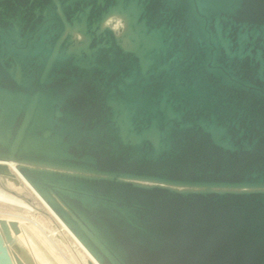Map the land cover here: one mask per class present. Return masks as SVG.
<instances>
[{
	"label": "water",
	"instance_id": "water-1",
	"mask_svg": "<svg viewBox=\"0 0 264 264\" xmlns=\"http://www.w3.org/2000/svg\"><path fill=\"white\" fill-rule=\"evenodd\" d=\"M8 159L89 264H264V0H0Z\"/></svg>",
	"mask_w": 264,
	"mask_h": 264
},
{
	"label": "rangeland",
	"instance_id": "rangeland-1",
	"mask_svg": "<svg viewBox=\"0 0 264 264\" xmlns=\"http://www.w3.org/2000/svg\"><path fill=\"white\" fill-rule=\"evenodd\" d=\"M106 24L117 33H121L124 29V22L118 17L109 18ZM8 167L10 170H14L17 180L0 175V218L18 220L31 234H40L38 223H43L45 232H49V234L54 232L55 224H58L61 232H63L62 230L66 231L60 221L23 181L17 171L10 166ZM68 254L70 258L73 257L77 261V264L82 263L80 253Z\"/></svg>",
	"mask_w": 264,
	"mask_h": 264
},
{
	"label": "crops",
	"instance_id": "crops-1",
	"mask_svg": "<svg viewBox=\"0 0 264 264\" xmlns=\"http://www.w3.org/2000/svg\"><path fill=\"white\" fill-rule=\"evenodd\" d=\"M19 225L21 232L17 235V241L23 249L22 257L27 264H47L44 259H49L50 264H77L68 254L76 252L82 256L81 264H89V255L73 240L67 230L61 232L58 224L54 225V232L50 234L45 232L43 223L37 224L40 234H31L21 222Z\"/></svg>",
	"mask_w": 264,
	"mask_h": 264
},
{
	"label": "bare ground",
	"instance_id": "bare-ground-1",
	"mask_svg": "<svg viewBox=\"0 0 264 264\" xmlns=\"http://www.w3.org/2000/svg\"><path fill=\"white\" fill-rule=\"evenodd\" d=\"M111 17H118L120 18L121 20H123L124 22V27L125 29H127V23L125 21V18L121 15H113ZM110 17V18H111ZM75 37L77 38H82L83 36L80 35V34H77V33H74ZM0 164H3V165H8L12 168H14L17 173L20 175V177L23 179V181L35 192V194L39 197V199L46 205V207L50 210V212L57 218V220L60 221V223L63 225V227L68 231V233L71 235V237L73 238V240L89 255L90 259H92V256L91 254L87 251V249L83 246V244L76 238V236L68 229V227L58 218V216H56V214L51 210V208L47 205V203L45 202V200L41 197V195L35 190V188L24 178L23 174L20 172V169H19V165H18V162L12 160V159H8V160H0ZM10 169V168H9ZM49 260V259H48ZM44 259V262L47 263V264H50L48 263L49 261ZM51 261V260H50Z\"/></svg>",
	"mask_w": 264,
	"mask_h": 264
},
{
	"label": "flooded vegetation",
	"instance_id": "flooded-vegetation-1",
	"mask_svg": "<svg viewBox=\"0 0 264 264\" xmlns=\"http://www.w3.org/2000/svg\"><path fill=\"white\" fill-rule=\"evenodd\" d=\"M12 170V169H11ZM14 172V170H12ZM15 173V172H14ZM16 174V173H15Z\"/></svg>",
	"mask_w": 264,
	"mask_h": 264
}]
</instances>
